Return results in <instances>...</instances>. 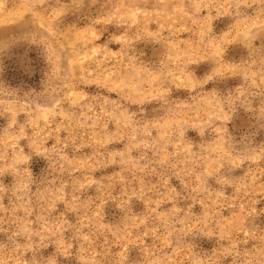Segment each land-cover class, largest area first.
<instances>
[{
	"label": "rangeland",
	"instance_id": "obj_1",
	"mask_svg": "<svg viewBox=\"0 0 264 264\" xmlns=\"http://www.w3.org/2000/svg\"><path fill=\"white\" fill-rule=\"evenodd\" d=\"M0 264H264V0H0Z\"/></svg>",
	"mask_w": 264,
	"mask_h": 264
}]
</instances>
